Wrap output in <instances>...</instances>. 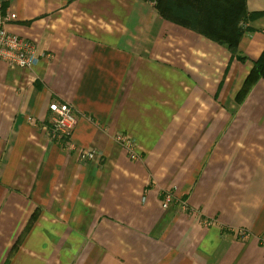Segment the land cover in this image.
<instances>
[{
  "label": "crops",
  "instance_id": "obj_1",
  "mask_svg": "<svg viewBox=\"0 0 264 264\" xmlns=\"http://www.w3.org/2000/svg\"><path fill=\"white\" fill-rule=\"evenodd\" d=\"M0 1L46 56L0 61V264H264V80L236 102L264 16L241 63L153 1ZM53 103L77 151L52 140Z\"/></svg>",
  "mask_w": 264,
  "mask_h": 264
},
{
  "label": "trees",
  "instance_id": "obj_2",
  "mask_svg": "<svg viewBox=\"0 0 264 264\" xmlns=\"http://www.w3.org/2000/svg\"><path fill=\"white\" fill-rule=\"evenodd\" d=\"M155 3L159 15L200 34L204 38L225 47L241 63L249 58L240 54L242 38L255 32L251 24L262 18L264 13L251 12L247 0H147ZM249 72L236 102L242 103L252 87L264 80V51L260 58L252 61ZM30 229V226L26 230Z\"/></svg>",
  "mask_w": 264,
  "mask_h": 264
},
{
  "label": "built area",
  "instance_id": "obj_3",
  "mask_svg": "<svg viewBox=\"0 0 264 264\" xmlns=\"http://www.w3.org/2000/svg\"><path fill=\"white\" fill-rule=\"evenodd\" d=\"M17 20V16L6 11L0 1V61L12 69H32L46 56L39 51L34 41L11 32L10 25ZM49 110L53 114L50 127L52 140L66 145L71 144L70 149L77 151L71 143L72 133L77 125L73 106L69 103H53L50 105ZM117 141L134 157L135 146L130 139L119 136ZM97 157L95 151L78 150V160L81 163L91 162ZM173 201V196L166 194L164 208L171 205Z\"/></svg>",
  "mask_w": 264,
  "mask_h": 264
}]
</instances>
